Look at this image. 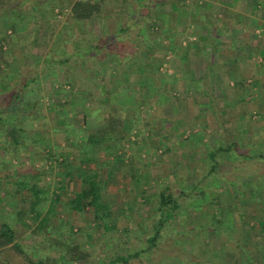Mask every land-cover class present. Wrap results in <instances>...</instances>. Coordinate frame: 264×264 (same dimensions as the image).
<instances>
[{
  "label": "trees",
  "instance_id": "1",
  "mask_svg": "<svg viewBox=\"0 0 264 264\" xmlns=\"http://www.w3.org/2000/svg\"><path fill=\"white\" fill-rule=\"evenodd\" d=\"M246 1L248 13L254 15V8L256 13H264V0ZM47 2L35 0L31 4L40 7ZM102 2L76 0L68 17L69 28L77 27L82 33L87 31L92 18L100 16ZM143 6L146 7H134L137 17L116 34L105 33L96 37V41H86L85 47L76 45L72 52L66 51V48L61 51L49 50L42 71L34 78L26 79L24 84L22 77L26 74V67L18 64L12 52L14 44L9 50L3 48V43L10 42L11 34L0 35V174H4L0 176V210L8 212L0 220V264H136L135 261L147 264V259L158 258L165 249L174 248L180 242L194 243L195 249L190 253L184 251L187 258L178 256L179 264H264V173L254 170L255 165L264 170V129L245 135L247 126L239 123L238 134L225 141L224 115L228 107L237 104L236 88H233L222 91L227 95L222 98V110L215 112L219 129V132L215 131L216 143L211 144L206 140L210 115L206 110L216 106L211 87L217 84L212 78L218 72L215 73L211 63L208 70L211 80H194V72H186L184 64L187 62L181 61L184 75L181 77L187 83L192 97H204L198 102L202 110L197 118L200 131L195 134V138L190 137L195 147H200L198 150L204 156V165L203 168H196L193 166L195 158L188 156L189 166L184 168L193 184L181 188L177 185L176 190L173 183L159 175L146 174L148 177L143 182L137 172L134 151L138 145L137 139L147 125L142 119L141 109L144 103L149 105L148 101L156 96V90L150 91L148 86L153 84L157 89L165 83L162 78L164 74L159 71L160 66H156L154 72L161 75L157 77L159 82L155 80V74L152 76V65L147 61L158 60L152 53L153 46L144 40L141 27L152 30L156 26L155 19L161 27L160 33L163 31L162 34L168 37L167 29L171 26L167 24L169 22L165 14L158 10L165 6L186 10L191 8L186 0H163L159 5L149 2ZM228 6L227 21L221 20L216 26L212 22L211 26L205 24L202 28L197 27L199 33L195 34L200 36L204 27L207 28L208 36H211L214 27L221 33L226 27L240 25L236 22L238 18L233 9L236 2H230ZM199 8L198 0H195V12ZM208 8L204 14L198 13L196 17L206 21ZM140 19L141 22H137ZM243 25L247 29L246 23ZM134 27H140V32L135 35L140 49L148 52L143 61L133 59L135 53L137 55L136 44L129 46L125 43ZM9 28L12 32L15 30L14 22L9 24ZM88 30L94 37V32L90 28ZM172 31L173 37L168 40L170 48L167 50L175 54L173 50L176 47L173 45L182 34H178L176 29ZM211 41L215 42L214 46ZM203 45L195 42L194 54L200 56L214 52L221 59L230 58L227 60L235 65L233 69L237 76L240 74L236 85L244 86L243 70L239 66L250 59L246 45L230 46L228 49L215 41L214 37H210L209 45ZM182 47L180 43L177 51H183ZM190 53L191 50H188L180 58L186 59ZM8 55L12 57V62L6 60ZM100 57L106 59L107 67L113 62L114 68L111 70H122L118 78L115 77L116 85L107 94L102 86H98L100 93L87 87L75 91L74 79L79 69L86 72L87 68H91L96 71V67L102 63ZM260 70L257 68V73ZM45 77H48L50 84V90L45 94L50 100L47 105L42 102L41 86L45 85L42 81ZM134 79L146 96H135L131 87ZM63 80L70 85L69 89ZM20 83L22 86L17 92H9ZM173 87L172 90L164 88L167 101L172 102L175 98L173 93L177 90V84ZM241 102L246 103V98L243 97ZM177 106H173L175 113L179 112ZM132 109L136 116L129 113ZM259 117L264 120V115ZM160 121L162 125L157 126V130L181 136L179 127H167L164 119ZM126 146H129L128 152L131 154L125 150ZM39 151L44 153L43 159L36 158ZM22 154L32 157L30 165L20 162ZM138 162L142 163L140 160ZM236 171H241L246 177L234 175L228 179L223 176ZM120 173L122 177H119ZM54 176L58 178L55 186L48 181ZM121 178L128 180L124 189L120 187ZM248 179L252 181L248 182ZM150 181L154 185L148 188L146 182ZM71 185L73 190L69 193ZM221 187L231 192L230 198L219 193ZM236 194L239 196L236 197ZM120 195H123V199ZM59 206H65L73 219H61L56 225L52 218L58 215ZM140 206L151 208L149 211H138ZM238 206H242L247 213L240 212ZM187 210L189 212L186 215ZM194 210L195 214H202L195 221L191 218ZM78 218L86 220L90 232L85 233L82 228L74 226ZM120 218L131 226L125 224L120 228ZM51 224L54 227H50ZM20 227L24 232L39 233L46 239L43 246L25 244L19 238ZM50 228L56 235L55 247L60 252L59 258L48 254L46 246L54 245L49 243ZM82 233L88 235V240L93 243L89 246L79 244L76 240ZM141 237L144 238L142 248L131 246ZM117 242L122 245L125 243L127 251L121 254L111 252L112 248L109 250V247H115ZM97 245L107 252L101 263L96 259L97 250L100 251Z\"/></svg>",
  "mask_w": 264,
  "mask_h": 264
},
{
  "label": "rangeland",
  "instance_id": "2",
  "mask_svg": "<svg viewBox=\"0 0 264 264\" xmlns=\"http://www.w3.org/2000/svg\"><path fill=\"white\" fill-rule=\"evenodd\" d=\"M162 1L163 0H103L101 5L100 16H94L92 20L88 23V27L94 32L95 36L91 37V34H89L88 30L89 28H87V31L85 30V32H83L81 35V39L83 41L82 43L85 44L86 41L87 43L91 41L93 42L94 40L96 41V37H101L105 33L116 34L121 29L130 25L131 22H133L134 19L137 17V12L134 10L135 6L136 8H138L139 5L141 6L140 8L144 9L146 7L143 6L145 3L149 4V2H154L158 3L159 5ZM126 2H128L129 4ZM230 2H236V7L233 9L236 13V17L240 21L239 22L237 20L236 22H238L240 25H236L235 27L233 26V28L226 27L227 29L224 28V31H222L221 33H218L217 27H214L211 32V36H208L206 27H204L205 29L201 30L202 32H200V36L195 34V32H198L196 30L197 27L202 28V26H204L205 24L211 26L212 24L210 25V23L212 22L216 23L214 25L216 26L218 22H221V20L227 21V11L229 10L228 3ZM246 2V0H198L200 8L197 9V12H195V0H186V3L191 6V8H187V10L184 8L179 9L175 7L172 8L170 6H165L164 9L158 10V12L160 11V13L165 14V18L167 22H169L167 24H170L171 26L170 29H167L168 37H165V35L162 34L163 31L160 33L161 27L159 25V22L155 19L154 21L156 23V26L152 30L144 29L142 28L143 26L141 27V32L143 33L144 40L149 42L150 45L153 46L154 50H152V53L156 55V58L158 60L147 61V63L152 65V67L150 68L152 76L156 75L155 80L158 79L157 82H159V78L157 77L161 75L154 72L156 71V66H160L159 71L160 73L164 74L162 75V78L165 80V83L161 86H158L157 89L154 87L153 84H150L148 86V90H156V96L153 98L152 101H148L150 102L149 105H145L144 103L141 109L142 119L145 125H147L146 127H144L145 129L143 133L137 139L138 145L135 148L134 156L136 157V162L138 164H136V166L138 167L137 172L142 176L143 182L146 181V178L148 176L159 175L160 177H163L164 180L167 179L168 182L173 183L174 187L177 185L180 188L188 187L190 184H193L192 180L188 178L189 174L184 169L186 166H189L188 156L195 158L193 159V166H196V168H203L204 165V156L198 150L200 147L196 148L195 142L192 143L190 140V137L195 138V134L200 131V123L198 122L197 118L198 115L202 113V110L199 108L198 102L201 101V98L203 96L201 97L199 95H194V97H192L191 91L189 90L187 83L183 80V77H181L184 76L182 67L183 65L181 66V61L187 62L186 64H184L186 66V72H194V76L192 77L194 80L207 78L210 79L208 76L210 63L213 65V69L216 71L215 73L218 72L217 76L214 79L212 78L213 82L217 84H213V86L211 87L214 91L212 99L216 102V106L215 108L213 107L214 109L208 107V110H206V112L210 114L209 128L207 131L208 138L206 139L207 141H209L211 144L216 143L217 136H215V131L219 132V129H217L216 126V118L218 117V115L215 112L219 113V110H222L224 103L222 101V98H225L227 95L222 91H230L233 88H236L237 100L235 102L238 105L236 104V106L228 107L226 114L224 115V124L226 125L224 127L223 134L225 141L234 138V135L238 134L237 129L239 127V123L247 126L245 135H247V133L251 134L253 132H257L264 129V120L260 119L259 117L260 115H264V13H261L260 15V13L255 12L254 8V15H251L250 13H248V11H246L248 9V5ZM210 5L212 7L208 8ZM207 8L209 13L207 12L206 21L198 19L196 17V14H204ZM233 9L231 8V10ZM245 14H247V16ZM138 17H140V15H138ZM141 17L143 16L141 15ZM242 17L243 20H240L242 19ZM141 20L142 19L138 20L137 22H141ZM64 21H66V24H70V22L66 19H64L63 22ZM243 23H246L247 29H244ZM173 29H176L178 34H182L181 36L177 35L178 37L173 45L176 47V49L173 50L175 51V54H171L167 50L168 48H170V42L168 40L173 37ZM164 31L166 33V30ZM138 32H140V27H134L133 30L129 32L131 35H129L128 40H125V43L129 46L133 43L136 44L137 55L135 53L133 59L136 61H139L141 59L140 61H143L144 59L146 60L148 52L146 49H140V46L137 42L138 40L135 37V35L137 36ZM216 34L217 36H215ZM23 37L24 36H20V38ZM210 37H214L215 41L220 42V45L226 46L225 48L228 49H230V46L237 45L238 47H240L242 45H246V52L250 54V59L247 62H242L239 66L241 71L243 70L242 74L243 80L245 82L244 86L239 87L236 85L238 83V79L240 78V74H238L237 76L236 70L233 69L235 65L232 64V61L227 60L230 58L221 59L219 58L220 55L218 53V55H215L214 52L209 53V55L204 54L200 56L194 54L195 42H201L202 46H204V43L209 45ZM67 38L69 37L67 36ZM71 38L72 39L69 38L70 41L66 44L67 47L69 45V49L66 51L70 52L74 50V48L70 46L72 41H74V37ZM13 39L14 41L10 39V42L6 44L3 43V48L4 50H9L11 49L14 43H20L17 45L19 47L12 52L15 54L18 64L20 66L26 67V74L22 77L23 83L26 79L34 78L36 74H38V72L42 71V66L44 63H46V57L49 53V50L51 49L49 46L35 47L34 45L29 44V40L31 39V37L29 39L27 38L25 40L26 42H19L16 36H14ZM180 43L182 44V48L184 50L179 52L177 51V49ZM84 44H82V46L80 47L82 48L86 46ZM212 44L214 46L215 42L213 43L211 41V45ZM171 48L173 49L174 47H172L171 45ZM53 49H59V51L62 50L57 46V44H55V48ZM188 50H191V53L187 55L186 59H181L180 56L187 54ZM101 58L103 57H100L102 63H100L98 60L100 64L98 67H96V71L92 70L91 68H87L86 72L82 69H79L77 77L74 79V83L76 85L75 91L82 90V88L87 87L89 89H92L95 93H100L101 90L98 86H102V89H104L107 94L109 93V89L116 85L115 77L118 78L117 75H119L122 70L117 71V68L115 69L116 71L111 70V68H114L113 62L107 67L106 59ZM56 59L58 60L59 57H56ZM6 60L8 62H12V57L8 55ZM257 68L261 69L260 73H257ZM240 69L239 73H241ZM254 70L256 71V73H253ZM174 77L176 78V80ZM42 81L43 83H45V85L41 86V88H43L42 102L47 105L50 100H48V97L45 94L48 93V91L50 90V84L48 83V77L42 78ZM22 83L14 86L9 92H17L18 89H20V87L22 86ZM63 83L65 84L66 88L69 89L70 85L66 83V80H63ZM175 84H177V90L173 93L175 98L172 99V102L167 101V99H165L166 96H164V88H166L167 90H172ZM131 87L132 90H134L136 97L137 95L140 97L146 96L145 92L143 95V90L137 85L135 79L131 83ZM243 97L246 98V103L241 102L242 104H240V101ZM173 106H177L179 112L175 113L173 111ZM129 113L132 116H136V112L133 111V109L130 110ZM50 116H52V113L50 114ZM161 118L164 119L165 122H167V127H179L178 130L179 133H181V136H178L175 133L173 134V132L168 133L164 130H157L156 127L162 125L160 121ZM49 125L52 126L51 124ZM198 146L200 145L198 144ZM125 150H127L128 152L129 146H126ZM37 153L39 155H37L36 158L43 159L45 157L42 151H39ZM128 154H131V152H128ZM33 157H35V155ZM30 158H32L30 155L22 154V156H20V162H22L23 164L30 165ZM139 160L142 163H139ZM255 166V171L257 170L258 173H264V170L260 166ZM126 173H128V171H126ZM146 174H148V176ZM2 175L4 174H0V176ZM234 175H240L241 177L244 176L243 178L246 177L245 175H242L241 171L223 174V176L228 177V179L233 178ZM122 176L123 175H121L120 173L119 177ZM125 176L127 175L125 174ZM155 179H157V177H155ZM50 180L51 178H48V181L51 182L53 186H55V183L57 182L58 178L57 176H54L53 179L51 181ZM127 181L121 178L120 187L124 189L126 187ZM251 181V179H248V182ZM146 183H148L147 187L150 185H154L153 181H150V183ZM72 190L73 186L71 185L69 193ZM219 193H222V195L225 197H231V192L226 187H221V189H219ZM235 196L237 197L239 195L236 194ZM124 197H126V194H124ZM120 198L123 199V195H120ZM64 199L66 200V197H64ZM229 207L230 206H228L227 208ZM150 208L151 207L149 206H140V209H138V211L141 209L142 211H149ZM238 208L237 209L240 210V212L243 211V213H247V211L242 206H238ZM0 212H2L0 216L1 220L2 217L7 216L6 213L8 212H4L1 210ZM185 212L187 215L189 210ZM192 213L193 215L191 216V218L194 221L198 218V216L202 215L198 213L195 214V210ZM61 219L64 221L73 219L72 214L66 211L65 206H59L58 215L52 218V222L58 225ZM85 221V219L82 220L78 218L75 221L74 226L78 229L82 228L85 233H88L91 230L90 227L86 225ZM119 222L121 224L120 228H122L125 224H129L128 221L125 222V220H123L122 218L119 219ZM129 225L131 226V224ZM50 227L54 226H52L51 224ZM19 229V238L23 240L25 244L36 245L38 247H41L46 241V239L41 237L39 233L36 234L31 231L24 232L22 227H20ZM48 233V236L50 237L49 243L54 244L53 246H46L49 251L48 254L54 258H59L61 257L60 252L58 250V247H55V241H57L56 235L52 228H50ZM88 238V235L86 236L84 235V233H82L77 237L76 241L81 245L89 246L93 242L89 241ZM137 239L138 240H136V242L131 243V246H134L135 249H140L142 248V242L144 238L141 237V239ZM193 245L194 243L186 244L185 242H180L178 246L176 245L177 247L175 246L174 248L165 249L163 252L160 253L158 258L154 260L147 259V264H179L180 262L178 260V256H180L181 258H185L186 254H184V251L186 250L187 253H190L193 248L195 249V246ZM114 246L115 247H109V250L110 248H112L111 252L116 251L118 254H121L127 251L125 243L122 245L117 242ZM97 249H99L100 251L97 250L96 259L101 263L103 258H106L104 254L107 252L105 251V249H103L101 245H97ZM109 250L108 252H110ZM135 263L141 264L138 261H135Z\"/></svg>",
  "mask_w": 264,
  "mask_h": 264
},
{
  "label": "crops",
  "instance_id": "3",
  "mask_svg": "<svg viewBox=\"0 0 264 264\" xmlns=\"http://www.w3.org/2000/svg\"><path fill=\"white\" fill-rule=\"evenodd\" d=\"M33 1L35 0H0V35L11 34V39L14 41L13 37L16 36L19 42L31 37L29 44L35 47L49 46L50 49L55 48V44L62 50L69 49L66 44L71 37H74V41L70 42L73 48L77 44L79 47L84 44L81 40L82 32L77 27L70 29V24L63 22L64 19L68 21L76 0H47L40 7L35 3L31 4ZM13 22L15 30L12 32L9 24ZM18 44L20 43H14V50L19 47Z\"/></svg>",
  "mask_w": 264,
  "mask_h": 264
}]
</instances>
